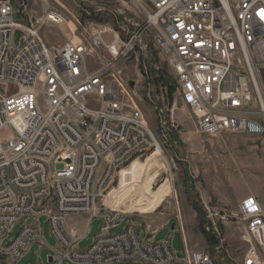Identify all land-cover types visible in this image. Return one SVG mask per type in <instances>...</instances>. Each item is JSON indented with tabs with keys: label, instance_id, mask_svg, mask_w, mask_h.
Wrapping results in <instances>:
<instances>
[{
	"label": "built area",
	"instance_id": "1",
	"mask_svg": "<svg viewBox=\"0 0 264 264\" xmlns=\"http://www.w3.org/2000/svg\"><path fill=\"white\" fill-rule=\"evenodd\" d=\"M140 1L150 10L137 31L123 37L125 29L95 26L80 37L79 21L57 5H47L35 26L16 21L12 0H0V256L17 263L35 244L41 253L44 217L57 242L52 264H229L217 227H207L216 242L212 252L194 249L184 237L182 257L173 237L157 240L149 232L144 238L135 225L110 234L126 217L105 204L117 177L160 146L121 67L146 51V35L164 57L198 135L263 137L264 0ZM46 23L68 27L61 47L41 37ZM169 105V121H160L177 130V100ZM71 215L104 221L86 250L79 249L85 234L67 226ZM231 218L251 244L242 264H264L263 200L246 196ZM17 225V237L5 245Z\"/></svg>",
	"mask_w": 264,
	"mask_h": 264
},
{
	"label": "rangeland",
	"instance_id": "2",
	"mask_svg": "<svg viewBox=\"0 0 264 264\" xmlns=\"http://www.w3.org/2000/svg\"><path fill=\"white\" fill-rule=\"evenodd\" d=\"M49 4L61 7L72 19L79 21L80 37L95 26L117 33L125 29L126 32L120 33L124 37L145 24L146 11L150 10V6L140 0H12L14 18L24 25L40 26ZM68 31L67 26L59 28L46 23L41 26L40 34L48 46L61 47ZM20 35L21 32H17L16 38ZM143 37L148 45L146 51L139 50L121 69L125 79L135 86L140 106L156 130L160 146L134 159L117 177L105 204L126 217L117 228L110 230V234L135 225L144 238L149 232L157 233V240L173 237L174 249L182 257L184 237L194 249L212 252L216 242L209 244L203 231L205 229L212 237L207 227L210 231L217 227L226 241L229 264H242L251 244L244 227L231 216L238 210L241 195L250 188L264 190V136L198 135L185 103L177 94L175 80L164 57L146 35ZM96 65V59H91L90 67L94 69ZM171 86L174 88L172 95ZM7 88L14 90L15 87ZM172 99L177 100L178 109L174 115L177 130L171 126L162 127L160 121H169ZM159 109L164 111L161 115ZM8 130L3 136L9 135ZM76 217H67L66 223L79 234H85L79 249L86 250L101 233L104 221L100 218L89 221L88 216H82L87 219L81 221ZM200 219L204 223H200ZM39 221L47 247L40 253V246L33 245L17 263L0 256V264H52L49 257L57 242L47 219L43 217ZM34 222L31 218L27 220L28 224ZM19 231L20 225L15 226L5 245L15 239Z\"/></svg>",
	"mask_w": 264,
	"mask_h": 264
},
{
	"label": "crops",
	"instance_id": "3",
	"mask_svg": "<svg viewBox=\"0 0 264 264\" xmlns=\"http://www.w3.org/2000/svg\"><path fill=\"white\" fill-rule=\"evenodd\" d=\"M250 194H253L255 195L256 197H259L261 200H263L264 202V190L261 188V189H253V188H250L248 190V192H245L243 195L240 196V201L242 199H244L246 196L250 195ZM78 220H81V221H84V217L82 216H78L76 217ZM168 223H171V221H169ZM68 227L76 234V235H79L80 237H82L84 234H79L77 230H74L70 225H68Z\"/></svg>",
	"mask_w": 264,
	"mask_h": 264
},
{
	"label": "trees",
	"instance_id": "4",
	"mask_svg": "<svg viewBox=\"0 0 264 264\" xmlns=\"http://www.w3.org/2000/svg\"><path fill=\"white\" fill-rule=\"evenodd\" d=\"M173 89H174L173 86H171V87H170L171 95L174 93ZM196 211L199 212V209H198L197 207H196ZM200 223H204V222H203V219H200ZM203 232H204V234L207 236V241H208V243L211 244V245L214 244V241H213L212 237H211L209 234H207V232H206L205 229H204Z\"/></svg>",
	"mask_w": 264,
	"mask_h": 264
},
{
	"label": "water",
	"instance_id": "5",
	"mask_svg": "<svg viewBox=\"0 0 264 264\" xmlns=\"http://www.w3.org/2000/svg\"><path fill=\"white\" fill-rule=\"evenodd\" d=\"M49 261L51 262V259H49Z\"/></svg>",
	"mask_w": 264,
	"mask_h": 264
}]
</instances>
